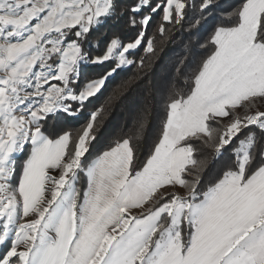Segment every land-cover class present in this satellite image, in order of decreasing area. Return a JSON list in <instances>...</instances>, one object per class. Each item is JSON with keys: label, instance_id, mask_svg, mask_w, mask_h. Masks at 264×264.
Segmentation results:
<instances>
[{"label": "snow or ice", "instance_id": "snow-or-ice-1", "mask_svg": "<svg viewBox=\"0 0 264 264\" xmlns=\"http://www.w3.org/2000/svg\"><path fill=\"white\" fill-rule=\"evenodd\" d=\"M220 8L219 0L127 8L120 0H0V264H264V0L223 10L224 22L197 41L211 51L183 77L186 91L175 78L159 89L149 83L135 138L157 106L160 128L139 167L133 137L92 156L103 106L75 135L49 131L50 121L83 113L119 70L144 68V56L130 57L155 53L166 25L183 27L191 16L193 33ZM125 15L136 37L113 36L91 56L88 37ZM110 61L83 80L88 65ZM208 148L230 158L205 188ZM177 187L184 193L167 191Z\"/></svg>", "mask_w": 264, "mask_h": 264}, {"label": "trees", "instance_id": "trees-1", "mask_svg": "<svg viewBox=\"0 0 264 264\" xmlns=\"http://www.w3.org/2000/svg\"><path fill=\"white\" fill-rule=\"evenodd\" d=\"M134 2L135 0H120L122 8H127ZM219 3L221 8L213 9L209 18L202 21L198 31L189 33L186 30L191 22V16L189 20L184 22L183 27L166 25L171 31L164 37L157 35L155 53L146 54L144 49L140 48L134 52L133 57H130L139 59L144 56V68L130 65L123 70H119L117 74H114L113 77L106 81L101 93L91 98V102L86 104L83 113L77 118L61 117L58 123L50 121L49 131L70 130L75 135L81 125L89 119L90 112L103 106L104 110L98 118L97 141L92 146V156L106 149L117 140L133 137V145L136 149L137 157L136 166L142 165L152 145L157 140L160 128L158 119L160 109L157 106L154 117L151 119L143 136L139 139L135 138V115L145 103L151 100V97L147 94V86L151 82L156 89H159L163 83L175 78L177 87L187 90V85L182 83L183 77L194 71L201 60L209 55L211 51V49H201L199 43H202L207 38L214 26L224 22L222 19L223 10L235 7L239 0H219ZM158 22L159 16H156L154 23L149 28V34L152 33L155 24ZM139 30V28H132L128 25V16L125 15L122 18L108 21L104 26L94 31L88 37L89 42L85 44V47L91 56L100 55L111 37L118 36L123 42L127 43L136 37ZM181 61H183L182 71L176 74L174 69L180 65ZM114 63L111 62L109 65H88L84 70L83 80L99 77L107 68L114 66ZM126 81H131L132 83L130 85L125 84ZM155 103L158 105V101ZM205 151L209 152V154L211 153L210 149H205ZM229 158V154L225 153L222 158L215 159L216 162L211 163L212 167H215L216 172L214 175L207 174V172H210L209 170L205 173L202 187L206 188L208 182L224 169Z\"/></svg>", "mask_w": 264, "mask_h": 264}, {"label": "rangeland", "instance_id": "rangeland-1", "mask_svg": "<svg viewBox=\"0 0 264 264\" xmlns=\"http://www.w3.org/2000/svg\"><path fill=\"white\" fill-rule=\"evenodd\" d=\"M111 62H114V61H110V62H106V65H109V63H111ZM76 105L75 104H73V107H75ZM208 149H210V148H208ZM210 154H209V152H207V151H205V149L203 150V154H204V156L205 157H207V159H208V169H207V171L209 170L210 172L208 173L207 171V174H212V175H214L215 174V172H216V169H215V167H212L213 165L211 164L212 162H216L215 161V159L216 158H214V154H213V152L211 151V149H210ZM229 154V153H228ZM220 162V161H219ZM211 165V166H210ZM216 165V164H215ZM217 166V165H216ZM214 171V172H213ZM221 174V172L219 173V174H217L216 175V177L215 178H217L219 175ZM212 175H211V177H212ZM215 178H212L210 181H212L213 179H215ZM81 180H82V182H83V177H81ZM209 181V182H210ZM208 182V183H209ZM167 191H177V192H180L181 194H183L184 193V189H182V188H179V187H177L176 189H167Z\"/></svg>", "mask_w": 264, "mask_h": 264}]
</instances>
